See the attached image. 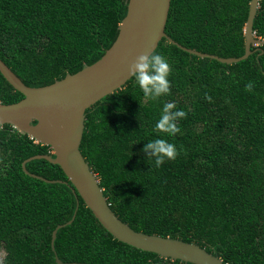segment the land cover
<instances>
[{
	"label": "trees",
	"instance_id": "1",
	"mask_svg": "<svg viewBox=\"0 0 264 264\" xmlns=\"http://www.w3.org/2000/svg\"><path fill=\"white\" fill-rule=\"evenodd\" d=\"M129 0H0V57L29 86L97 62L116 41ZM251 0H172L167 34L223 57L245 53ZM264 39V0L254 20ZM228 64L163 38L170 93L144 96L133 76L86 111L81 151L115 213L137 231L195 242L227 264H264V44ZM252 84L248 90L246 85ZM24 94L0 71V103ZM165 103L183 110L158 133ZM36 123V121H35ZM165 137L174 159L156 167L145 143ZM49 145L0 125V264H194L116 239L79 197ZM70 182V181H69ZM79 205L78 209L77 206ZM71 223H68L74 217ZM60 224L52 247L53 231Z\"/></svg>",
	"mask_w": 264,
	"mask_h": 264
},
{
	"label": "water",
	"instance_id": "2",
	"mask_svg": "<svg viewBox=\"0 0 264 264\" xmlns=\"http://www.w3.org/2000/svg\"><path fill=\"white\" fill-rule=\"evenodd\" d=\"M259 2L260 0L250 2L245 26V53L240 57H223L202 52L186 47L170 37L166 32V25L172 0H129L118 37L102 58L49 85H27L0 57V71L14 88L24 94L17 102L0 103V125L11 124L29 134L36 142L52 148L50 154L27 158L22 164L24 170L30 173L26 169V163L37 158L59 164L70 182L50 181L69 183L78 204L80 195L100 223L120 241L173 260L194 264H227L219 255L209 252L198 243L137 231L124 222L111 208L97 174L81 151V143L87 109L122 88L133 77L132 66L138 56L154 53L163 38L202 58H213L228 64L247 59L253 53L252 45L264 44V39L256 37L254 32ZM78 207L79 205L77 209ZM74 218L75 215L68 223ZM65 225L60 224L53 231V249L57 232ZM57 263L65 264L58 257Z\"/></svg>",
	"mask_w": 264,
	"mask_h": 264
},
{
	"label": "clouds",
	"instance_id": "3",
	"mask_svg": "<svg viewBox=\"0 0 264 264\" xmlns=\"http://www.w3.org/2000/svg\"><path fill=\"white\" fill-rule=\"evenodd\" d=\"M169 74V65L167 60L160 54L151 53L138 56L132 66L131 75L135 77V84L139 86L144 96L150 99H157L170 93V85L167 79ZM252 84L246 85L248 90L252 89ZM173 103L163 105L160 118L155 122L154 128L158 133L175 135L179 129L176 124L178 118H183L186 113L183 110L173 111ZM147 162L154 159L156 167H160L167 159H174L176 148L165 137L148 141L143 147Z\"/></svg>",
	"mask_w": 264,
	"mask_h": 264
}]
</instances>
